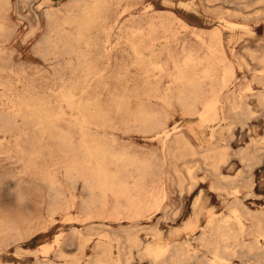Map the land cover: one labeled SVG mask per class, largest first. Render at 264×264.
<instances>
[{"label":"rangeland","instance_id":"374dc122","mask_svg":"<svg viewBox=\"0 0 264 264\" xmlns=\"http://www.w3.org/2000/svg\"><path fill=\"white\" fill-rule=\"evenodd\" d=\"M70 1L9 0L8 5L4 0H0V81H3L0 84L1 103L5 104L7 101L9 104L5 105L9 106L10 96L18 102L21 96L27 98L29 91L35 90L47 104L53 107L58 104L57 93L64 83L63 80L73 77L67 64L68 58L74 54L47 53L48 47L42 42L49 34L46 11L58 10V15L62 16ZM111 2L114 7L113 14L125 9L110 36L113 45L120 42L111 53L112 70L127 71L131 82L138 85L142 84V77L133 65L134 53L126 41L128 26L132 24L130 19L138 20L143 15V19L135 24L147 28V17L160 14L176 33L173 37L178 45L186 43L193 48L196 46L195 49H198L200 54L205 52L201 38L210 40L211 29L215 26L221 27L226 55L236 67V76L224 89V94L232 91L235 93L234 99L227 102V105L238 106L236 113H229L225 120L213 123L212 125L215 124V128L221 129V132L211 135V127L196 128L194 123L197 124L198 116L185 115L178 102L174 101L172 106L168 107L171 126L177 123L181 128L194 126L195 129L194 134H188L198 152L192 154L186 150L188 155L175 161L186 183H191L188 167L192 168L199 182L191 193L185 191L182 195L176 183L178 177L172 168L171 162L174 158L167 155V160L165 159L163 151L160 150V142L146 138L139 120L131 116H116L113 123L99 129L101 133L114 135L119 145L131 150L155 149L157 164L161 165L164 158V171L174 179L168 184L170 195L163 210L149 217L132 220L124 215L121 218L110 217L115 201L111 193L106 196L107 205L103 211L97 210L95 206L89 208L91 211L88 209L86 202L93 196L92 192L83 184L82 179L73 183L66 178L63 155L68 148L59 138L61 133L58 127L64 129L69 127V124L60 120L57 122V128H53L46 121L42 122L40 115L30 114V110L23 106L21 111L24 115L16 117V125L14 124L12 131L0 133V219L18 223L21 231L18 233L11 230L0 234V264H94L103 248L98 246L97 242L108 240V235L113 238L112 248L115 255L123 256L128 248H133L132 256L135 257L131 259L130 264H152L151 259L143 258L139 251L147 243L157 240L151 228L153 226L161 229V242L172 243L188 239L191 250L196 248L201 255L210 256L207 248L197 239L201 230L188 233L184 229L188 216L192 214L191 205L199 189H203L201 205L205 212L199 219L200 225L206 224L208 211L212 210L217 218L226 217L231 213L227 200L232 196L226 193L219 196L218 189L211 187L215 179L205 171L203 153L206 147H216L218 152L227 151V160L221 165V171L226 174L225 179L233 181L225 180L221 185L229 191L236 188L237 195L251 210L264 209V103L256 95L264 90V0H120L118 6L117 0H109V3ZM220 17L237 25L235 28L226 26ZM94 35L98 40L103 38L99 29L94 30ZM92 55L97 54L93 52ZM170 80V77L165 76L161 85H168ZM206 83H210V80ZM7 88H11L15 95L9 96ZM209 88L210 85L206 84L205 93L208 95ZM61 104L68 112L66 118L70 117L71 108L65 103ZM150 105L159 108L162 102L154 100ZM198 107L201 108L202 105L198 103ZM247 110H250L248 114H242ZM78 136V132L74 133L75 142L78 141ZM246 148L254 155L241 159L238 153ZM207 161H211V158ZM45 172L54 177V187L48 186L50 182L47 181ZM55 188L70 197L68 203L56 198ZM245 222L249 225L252 220L245 219ZM129 234H135L141 245L132 247ZM58 235H61L60 242L57 241ZM245 238L247 241L251 239L248 235ZM44 246L48 247L47 251ZM231 262L256 264V259L255 256L234 257ZM120 263L126 264L123 259ZM110 264H113L112 261ZM188 264L198 263L188 260Z\"/></svg>","mask_w":264,"mask_h":264},{"label":"bare ground","instance_id":"6f19581e","mask_svg":"<svg viewBox=\"0 0 264 264\" xmlns=\"http://www.w3.org/2000/svg\"><path fill=\"white\" fill-rule=\"evenodd\" d=\"M8 1L4 0V3ZM118 5L120 0L116 2V6ZM113 8L109 0H71L62 16L58 15V10L46 11L49 34L45 36L42 44L47 45L46 52L50 54H74L68 58L67 64L72 70L73 77L63 80L64 83L57 93L59 101L54 107L47 104V101L35 90L29 91V95L25 94L27 98L21 96L17 102L15 98H10V95H15L14 91L7 88L11 105H5L9 104L6 103L7 101L5 104L0 102V133L12 131L16 117L24 115L21 111L23 106L30 110V114L40 115L42 122L46 121L53 128H57L58 121L65 120L69 127L64 129L58 127V130L61 133L59 138L68 148L63 155L66 178L73 183L82 179L83 184L92 192L93 196L86 202L88 209L95 206L97 210L103 211L107 205L106 196L111 193L115 201L110 217L121 218L124 215L136 220L149 217L165 207L170 195L168 184L174 180L171 179L172 175L164 171L163 163L167 160V155L174 158L171 163L174 174L178 177L176 183L181 195L185 191L191 193L199 182L192 168L188 167L191 183H186L175 161L185 158L188 155L186 150L192 154L198 152L188 134V132L194 134V126L187 129L179 127L177 123L171 126L169 124L171 113L168 107L176 101L183 108L185 115L198 116L197 124L194 123L197 125L196 128L211 127V135L221 132V129H216L215 124H212L225 120L229 113H236L238 107L234 104L227 105V102L235 97L233 91L224 94V89L236 76V67L226 55L221 27L215 26L211 29L210 40L198 35L205 49L204 54H200V51L195 49L196 46L193 48L186 43L178 45L173 37L176 33L171 30L166 18L164 19L160 14L147 17V28L136 25L135 22L143 19L142 15L138 20L130 19L129 22L132 24L128 26L126 41L134 53L133 65L139 70L143 81L141 85L131 82L127 71L112 70L111 53L120 42L113 45L110 36L125 11L122 9L118 14H113ZM220 18L221 21L224 20L226 26L237 25L224 17ZM178 19L183 21L179 17ZM95 29H99L103 34L101 40L94 35ZM93 52L97 55L93 56ZM165 76L170 77L171 80L168 85L162 86ZM207 80H210V83H206ZM2 83L3 81H0V84ZM206 84L210 85L207 90L209 95L205 93ZM256 95L264 103V90ZM154 100L162 102L161 107H152L150 104ZM61 103L71 108L70 117L66 118L68 112L63 109ZM198 103L202 105L201 108L198 107ZM250 110L242 114H248ZM116 116H131L139 120L140 128L146 133V138L160 142V150L163 151L166 160L163 158L161 165L157 164L155 149L131 150L129 147L119 145L114 135L101 133L99 129L113 123ZM71 125L75 127L72 128ZM76 132L79 134L77 142H75L76 136L74 137ZM0 142H2L1 136ZM204 151L205 171L215 179L211 187L218 189L219 196H224L225 193L232 196L227 200L231 213L226 217L217 218L212 210V212L208 211V220L202 226L199 224V219L205 212L201 205L203 189H199L191 205L192 214L188 216L185 224L183 222L184 229L188 233L201 230L197 239L207 248L210 256L201 255L195 247L191 250L188 239L172 243L161 242L159 236L162 231L157 226L151 227L157 240L153 239L155 241L147 243L139 252L143 258H150L152 264H188V260H195L198 264H234L231 262L234 257L251 256H255L256 264H264V209L251 210L237 195L236 188L229 191L221 185L225 180L233 181L225 179L226 174L221 171V165L227 160V151L218 152L216 147H206ZM253 155L247 148L238 153L241 159ZM208 158H211V161H207ZM45 174L47 181L50 182V185H47L54 187V177L47 172ZM204 179L203 177L202 181ZM54 192L56 198L69 202L70 197L65 196L60 189L55 188ZM249 218L252 222L248 225L245 219ZM11 230L20 233V225L1 218L0 234ZM246 235L251 237L249 241L245 238ZM108 236H106L108 240L97 242V245L103 248L94 264H110V261L113 264H121L122 259L126 264H130L131 259L135 257L132 256L133 248H128L123 256L115 255L112 248L113 238ZM129 236L132 247L141 245L140 239L135 234ZM60 239L61 235H58L57 241L60 242ZM47 248L44 246L45 251Z\"/></svg>","mask_w":264,"mask_h":264}]
</instances>
